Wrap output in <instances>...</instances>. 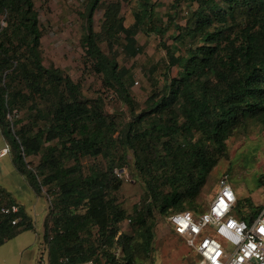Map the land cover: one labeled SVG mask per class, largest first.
Listing matches in <instances>:
<instances>
[{"label": "trees", "instance_id": "1", "mask_svg": "<svg viewBox=\"0 0 264 264\" xmlns=\"http://www.w3.org/2000/svg\"><path fill=\"white\" fill-rule=\"evenodd\" d=\"M193 2L196 8L181 26L171 14L160 16L152 0H140L129 27L119 0L104 3L96 31L93 16L103 2L84 0L82 64L126 110L108 113L101 96L84 99L79 83L43 64L33 0H0V133L32 190L40 195L46 189L49 264H146L154 252L156 216L204 212L197 201L228 156L226 141L250 125L264 129V0ZM139 32L156 35L165 52L149 69L142 104L131 95L130 71L116 61L119 51L128 59L143 52ZM15 110H24L23 121L9 118ZM38 155L30 168L25 159ZM99 155L106 167L93 164L84 172L81 159ZM123 168L143 190L130 215L115 197L122 185L115 171ZM258 185L264 186V174ZM260 209L248 197L237 201L234 216L251 221ZM21 217L14 227L0 225V246L34 229L22 208ZM126 219L128 234L120 229Z\"/></svg>", "mask_w": 264, "mask_h": 264}, {"label": "rangeland", "instance_id": "2", "mask_svg": "<svg viewBox=\"0 0 264 264\" xmlns=\"http://www.w3.org/2000/svg\"><path fill=\"white\" fill-rule=\"evenodd\" d=\"M116 0H102V5L93 16L94 29L99 31L102 16L103 5ZM122 4L121 17L123 25L129 27L133 24V11L140 0H119ZM178 1L176 9L172 5ZM38 14L39 23L43 31L41 40V52L43 64L45 67H56L69 76L75 83H79L83 98L91 99L101 96L108 113L126 110L120 104L117 96L105 91L101 87L98 77L88 74L82 64L83 50L79 44L82 35V20L80 13L83 12L84 0H33ZM152 3L158 4V14L165 16L171 14L175 17L178 25L183 26L185 19L190 11L196 8L195 3H189V0H152ZM166 22V18L163 20ZM172 34V32H169ZM168 34L167 36H170ZM138 45L143 47V52L132 59H128L119 51L116 61L120 67L130 71V92L136 102L142 104L149 92V69L153 63L165 58V52L158 46V37L156 35L146 36L143 33L136 35ZM171 44L169 40L167 42ZM104 50L106 48L103 46ZM160 70L155 74L159 78ZM176 70L172 69L171 76L175 77ZM26 113L13 111L9 116L19 120H24ZM7 143L0 133V148ZM8 145V144H7ZM228 156L218 162L208 176L207 182L203 187L197 201L202 210L208 208L211 200L215 197L218 190V181L225 174L230 175V183L236 193L238 200H244L248 197L253 201L255 207L264 205V186L258 185V177L264 174V129L259 126L250 125L246 133L236 132L234 136L226 141ZM9 146V145H8ZM8 157L0 160V176L3 175L2 182L7 189L15 192L23 201L25 210L33 220L34 230L24 231V236L33 238L32 249H29L27 256L33 253L35 256L47 257V244L44 241L43 223L48 215L50 200L46 195V189H42L40 195H37L16 169L11 160V153ZM40 160V156H31L25 159L30 168H35ZM84 172L93 164L106 167L102 157L99 155L96 159L82 158ZM118 177L122 180V185L115 197L117 203L130 215L133 208L142 202L143 190L126 169L116 170ZM14 194V193H13ZM14 194V195H15ZM16 196V195H15ZM201 213V212H199ZM122 233H130L131 226L126 219L120 226ZM154 252L152 259L146 264H195L199 260L188 247L181 237L175 235L171 226L165 217L156 216ZM16 238L10 239L4 245L0 246V253L7 254L15 244ZM117 255L120 250H117ZM32 264H40L38 260Z\"/></svg>", "mask_w": 264, "mask_h": 264}, {"label": "built area", "instance_id": "3", "mask_svg": "<svg viewBox=\"0 0 264 264\" xmlns=\"http://www.w3.org/2000/svg\"><path fill=\"white\" fill-rule=\"evenodd\" d=\"M9 152V146L4 145L0 149V160ZM230 178L225 173L219 179L217 193L204 212L185 210L166 218L173 232L184 239L199 258L195 264H264V205L251 221L236 218L234 209L238 199ZM21 220V207L7 203L0 188V225L7 221L14 227ZM50 240L49 232L48 242ZM66 263V259L59 261V264Z\"/></svg>", "mask_w": 264, "mask_h": 264}, {"label": "crops", "instance_id": "4", "mask_svg": "<svg viewBox=\"0 0 264 264\" xmlns=\"http://www.w3.org/2000/svg\"><path fill=\"white\" fill-rule=\"evenodd\" d=\"M6 157H8V156H6ZM6 157H4V158H6ZM11 160H12V158H11ZM20 176L22 177L23 180L26 181L24 176H22L21 174H20ZM0 181H3V175L0 176ZM27 184H28V182H27ZM0 188H1V192L3 194V197H4V193L9 195V197L13 201V203L18 204L23 209V211L30 218V220L33 224V220L31 219V217L29 216V214L25 210V207L23 205V201L21 200V198H19V196L17 194H15V192H11L10 189H7L6 186L2 182H0ZM4 199H5V197H4ZM43 225H44V223H43ZM33 227H34V225H33ZM43 232H44V226H43ZM24 234L25 233L22 232V233H20L14 237V239L16 238L15 244L13 245V247L10 248V250L7 254L3 255L2 253H0V264H32V262H34V261L36 262V260H38L40 264H49L48 255H47V257H45V256L38 257V256L33 255V253H32L30 255V257L27 256V252L29 249H32L34 242H33V238H31V237H27L26 235H25V237H23Z\"/></svg>", "mask_w": 264, "mask_h": 264}]
</instances>
